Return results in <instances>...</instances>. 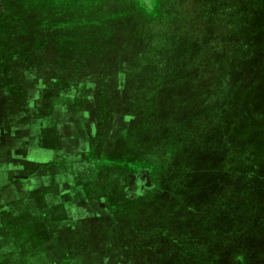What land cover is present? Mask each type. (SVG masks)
I'll list each match as a JSON object with an SVG mask.
<instances>
[{
    "label": "rangeland",
    "instance_id": "obj_1",
    "mask_svg": "<svg viewBox=\"0 0 264 264\" xmlns=\"http://www.w3.org/2000/svg\"><path fill=\"white\" fill-rule=\"evenodd\" d=\"M0 264H264V0H0Z\"/></svg>",
    "mask_w": 264,
    "mask_h": 264
},
{
    "label": "crops",
    "instance_id": "obj_2",
    "mask_svg": "<svg viewBox=\"0 0 264 264\" xmlns=\"http://www.w3.org/2000/svg\"><path fill=\"white\" fill-rule=\"evenodd\" d=\"M130 91H128V93H129ZM123 96H125V94H121V98L123 97ZM128 96L130 97L131 96V94H128ZM117 97H119V95H117ZM123 102V101H122ZM121 101L119 102V104H120V107H121V109L119 110V109H115V112H113V113H117V114H124L125 112H135V106L133 107V106H131L129 103H128V105L127 104H124V103H122ZM122 105V106H121ZM127 107V108H126ZM133 108V109H132ZM132 110H134V111H132ZM114 111V110H113ZM99 112V111H98ZM119 117V120L120 119H122V117H123V115L122 116H118L117 115V117H116V119ZM115 119V121L113 120L112 122H116L117 120ZM133 120V119H132ZM131 118H130V120H129V123H128V127L125 129V131L127 132L126 134H125V136L123 137V139H109L110 141H108V144L105 146V148H106V151L108 150V151H111L113 154H115V150H116V147H117V143H123L124 141H126L127 140V138H129L130 136H131V128H130V125H131ZM87 130H88V127L87 126H85V129L84 130H81L82 131V133H73V134H71L70 136H63L62 138H63V140H64V142H65V144H66V142L68 141V140H71V141H76L77 139H79V137H80V135H84V136H87L88 135V133H87ZM85 131V132H84ZM94 134L95 133H93L92 135L94 136ZM86 138V137H85ZM119 140V141H118ZM66 146V145H65ZM104 148V149H105ZM108 148H110V150L108 149ZM73 149L75 150V151H79L80 152V149L81 148H78L77 147V145H74V147H73ZM115 149V150H114ZM67 151H68V149L65 147L64 148V153H67ZM73 154H77V152L76 153H73ZM79 154V153H78ZM111 155V154H110ZM109 155V153H104V157H108V156H110ZM77 156V155H76ZM73 157L75 160H77V159H80V158H82V157ZM110 160L112 161L113 159H111L110 158ZM112 207H113V205H112ZM82 208V207H81ZM83 209V208H82ZM113 213V212H112ZM114 214V213H113ZM112 214V215H113Z\"/></svg>",
    "mask_w": 264,
    "mask_h": 264
}]
</instances>
